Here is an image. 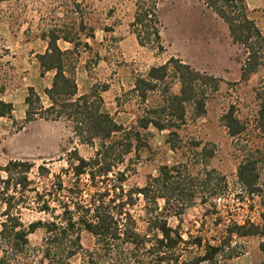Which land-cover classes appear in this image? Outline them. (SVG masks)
Here are the masks:
<instances>
[{"label": "trees", "instance_id": "trees-1", "mask_svg": "<svg viewBox=\"0 0 264 264\" xmlns=\"http://www.w3.org/2000/svg\"><path fill=\"white\" fill-rule=\"evenodd\" d=\"M4 1L12 0H0ZM207 5L227 25L232 41L243 50L240 82H247L259 70L264 72V32L250 18L245 0H208ZM155 7L153 4L148 10L137 9L132 28L139 45H156L161 51ZM261 19L264 25V11ZM46 38L47 50L37 59L42 77L54 72L50 88L44 90L50 104L44 109L39 96L29 88L25 121L43 114L45 119H66L81 145L94 147L97 142L98 146L89 158H83L76 148L66 152V166L58 173H52L47 162L37 165L9 160L0 166V264H75L72 260L77 256L79 264H213L217 258L229 261L237 257L236 247H231L234 238L252 237L258 239L259 251L264 255V212L257 222L230 221L216 245L204 242L200 236L190 235L185 240L180 226L168 223L169 217L179 219L197 199L206 205L215 198H224L223 176L215 178L213 171L204 170L202 178H195L186 166L165 164L158 168L157 177H150L139 188L128 187V175L119 169L132 150L147 148L141 132L150 128L168 132L165 142L176 151L187 108H192L195 117L204 114L207 100L218 90L219 79L173 57L163 65L151 67L145 77L136 79L129 92L144 108L136 123L126 129L103 110L96 88L77 96L74 66L68 64L69 57L77 55L76 50L64 52L57 46L60 39L72 42L55 32ZM174 80L179 83L177 93L171 92ZM261 80L264 83V76ZM255 91L257 126L264 135V90ZM3 93L0 86V117L12 119L13 107L1 99ZM156 93L159 103L147 105ZM233 107L222 116L232 138L245 130ZM236 177L240 187L237 199L258 198L264 206V156L247 151ZM140 200L147 217L143 230L131 213ZM159 201H163V208ZM26 209L47 219L25 224L22 211ZM38 230H43L41 244L31 248L28 237ZM83 232L94 238L92 251L83 250ZM193 248H203V254H194Z\"/></svg>", "mask_w": 264, "mask_h": 264}, {"label": "rangeland", "instance_id": "rangeland-1", "mask_svg": "<svg viewBox=\"0 0 264 264\" xmlns=\"http://www.w3.org/2000/svg\"><path fill=\"white\" fill-rule=\"evenodd\" d=\"M153 4H156L159 21L161 51L156 45H139L132 28L136 10H148ZM207 4L208 0L0 2V86L4 92L7 90L6 96H16L20 100L23 93L28 94V91L24 92L28 84H32L35 93L42 98L43 108L49 107L50 103L43 96L44 81L24 80L23 64L18 73L6 71L10 54L17 47L13 44L17 37L12 39V34H20L24 29L29 31L27 39L55 32L60 38L70 40V51L75 49L77 53L68 60V64L74 66L77 96L96 88L103 110L126 129L136 123L144 108L129 92L136 79L145 77L151 67L163 65L173 57L202 74L219 79L218 90L207 100L204 114L195 117L192 108H187L186 123L178 131L180 141L176 143V151L169 149L165 142L168 132L150 128L141 132L142 142L147 148L132 150L125 157V163L119 166L128 175V187H144L150 177L158 176V168L165 164L186 166L195 178H202L204 170L213 171L215 178L223 176L226 180L224 198H215L206 205L197 199L179 219L174 216L168 219L172 227L180 226L185 240L190 235L200 236L204 242L216 245L230 221L242 223L252 219L257 222L259 214L264 212L258 198L237 199L240 187L236 177L238 165L247 151L264 156V135L257 126L258 99L255 91L264 90V83H260L264 72L259 70L247 82H240L243 50L232 41L227 25ZM249 16L264 32L261 13L250 12ZM38 49L41 50L42 46ZM49 78L48 75L45 81L48 82ZM178 90L179 83L174 80L171 92L177 93ZM157 96L156 93L147 105L159 103ZM231 105L235 116L245 126L244 132L234 138L229 136L222 119ZM23 110L16 109L12 119L0 120V166L9 160H26L37 165L47 162L51 172L58 173L66 166L65 153L73 148L83 158L93 155L98 143L95 142L94 147L81 145L72 134V124L66 119H45L43 114L26 122L27 107ZM158 204L163 208V201ZM131 213L137 218L139 229L143 230L147 217L141 200ZM38 219L47 217L30 209L22 211L25 224ZM42 237L43 230L30 235V247L40 246ZM81 245L83 250L92 251L94 238L83 232ZM258 245V239L254 237L234 238L231 247H236L237 257L229 261L217 258L213 264H264V255ZM192 250L196 255L203 254V248ZM72 261L79 264L80 256Z\"/></svg>", "mask_w": 264, "mask_h": 264}, {"label": "crops", "instance_id": "crops-1", "mask_svg": "<svg viewBox=\"0 0 264 264\" xmlns=\"http://www.w3.org/2000/svg\"><path fill=\"white\" fill-rule=\"evenodd\" d=\"M4 2H7V1H4ZM245 5H246L249 13L250 12L251 13L260 12L261 16H262V12L264 11V0H245ZM28 34H29V31H26L25 29L22 30L20 32V34L19 33H13L12 34V39H15V36H16L17 37L16 40L19 42V44L17 43V41L15 43H13L14 45H17L18 49H17V47L16 48L14 47L15 50H12V52L10 54V59H9L10 63L8 64V68L6 69V71L8 70L12 73H18L19 70H21V67L23 64L25 68L22 67L23 68L22 70L25 71L24 75L26 76V78H24V80L32 81V79H33V80H40V82L44 81L43 82L44 83L43 89L45 90L46 88H50L51 83H52V79L54 76V72H47L42 77L37 56L45 53V51L47 50V46H48V40L46 38V35H42V34H39L37 37H35L33 39H30V38L27 39ZM61 43L64 46L63 48H61ZM40 45L42 46L41 50L38 49ZM32 46L33 47L36 46L35 49H32ZM57 46L59 47V49L61 51H64V52H68L71 49V44L65 40H62V39L57 41ZM19 47H20V49H19ZM28 49H30V50H28ZM22 54H23V56L20 57ZM23 57H25L26 60H23L24 59ZM27 59H28V61H27ZM48 75L50 76V78L48 79V82H47L45 80H46ZM29 88L34 89V85L28 84L27 89L24 92L26 93ZM35 90L36 89H34V91ZM77 94H78V85H77ZM6 95H8L7 90H5V92L1 95V99L4 102L10 103L12 105V107H13L12 114H14L15 110L18 108L19 109L23 108L24 109L23 111L26 110V107H27L25 104V98L27 96L26 94L23 93L22 98L20 100H18L16 96L13 97L12 95L11 96H6ZM43 96H44L45 100L47 102H49L48 98L44 94V91H43ZM39 98H40V101H42L41 96H39ZM5 119L6 118L0 117V120H5Z\"/></svg>", "mask_w": 264, "mask_h": 264}]
</instances>
